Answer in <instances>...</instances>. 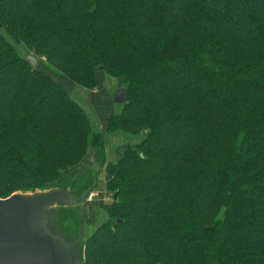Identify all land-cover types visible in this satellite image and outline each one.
Returning a JSON list of instances; mask_svg holds the SVG:
<instances>
[{
  "label": "trees",
  "instance_id": "16d2710c",
  "mask_svg": "<svg viewBox=\"0 0 264 264\" xmlns=\"http://www.w3.org/2000/svg\"><path fill=\"white\" fill-rule=\"evenodd\" d=\"M0 24V199L96 150L113 203L84 264H264V0H0ZM99 74L126 84L105 131L55 79Z\"/></svg>",
  "mask_w": 264,
  "mask_h": 264
},
{
  "label": "water",
  "instance_id": "95a60500",
  "mask_svg": "<svg viewBox=\"0 0 264 264\" xmlns=\"http://www.w3.org/2000/svg\"><path fill=\"white\" fill-rule=\"evenodd\" d=\"M25 61L32 69L40 64L33 54ZM113 100L124 105L125 92ZM92 191L62 185L0 199V264H84L85 245L71 210L87 204Z\"/></svg>",
  "mask_w": 264,
  "mask_h": 264
},
{
  "label": "rangeland",
  "instance_id": "374dc122",
  "mask_svg": "<svg viewBox=\"0 0 264 264\" xmlns=\"http://www.w3.org/2000/svg\"><path fill=\"white\" fill-rule=\"evenodd\" d=\"M18 49L22 55L25 54L26 56L27 53H30L24 46H19ZM34 56L36 55L34 54ZM45 63L46 60L43 59L38 66L39 69L55 77L53 73L46 68ZM55 79L59 84L62 85L63 88L69 91L74 99L82 106H85L86 103L88 104L90 93L81 89L77 85L74 86L73 84H70L71 82L69 80L62 78ZM125 85V81H123L122 79H109L105 74H99L98 87L91 93L95 94L100 92L99 95H102L101 97L99 96L100 102L92 101V104L91 102H89L91 109L94 108L95 110H93L95 114H92V116H94V120L98 122V124L103 125V122H105L104 118L102 117L104 116V113L107 112L105 110L106 104L110 106V109L111 107L114 108L115 114L121 111L123 105L114 103L113 98L117 93L123 91L125 92ZM106 99L109 101H107L108 103L106 102ZM87 110L90 109L87 108ZM109 142L111 150V152L109 153L110 159H112V161L120 159L123 156L127 145H129L127 138L124 135L115 134L109 139ZM90 153L91 152L87 154L85 159L90 155ZM97 157L98 152H96V157L91 160V162L84 168L79 169L77 167L85 162V159L77 166L64 169L61 172L59 181L49 188L52 189L55 187H61L62 185H68L74 189L93 187L92 195L88 203L71 210L76 220L78 236L84 243V245H86V240L94 234L99 226L107 221L106 208L113 203V195L108 193L105 188L107 179L104 173V169L99 166ZM82 171L83 173H81ZM107 194L111 196H107Z\"/></svg>",
  "mask_w": 264,
  "mask_h": 264
},
{
  "label": "crops",
  "instance_id": "0c3cea01",
  "mask_svg": "<svg viewBox=\"0 0 264 264\" xmlns=\"http://www.w3.org/2000/svg\"><path fill=\"white\" fill-rule=\"evenodd\" d=\"M71 84V83H70ZM99 93L100 92H98V93H90V102L91 101H96V102H100L99 101ZM102 96V95H101ZM100 96V97H101ZM108 100L106 99V102H107ZM109 102V101H108ZM107 102V103H108ZM113 107H111V109H110V106L108 105V104H106L105 105V110L107 111L106 113H104V116L102 117V118H104V120H105V122H103V125H100V130H103V131H105V128H106V125H107V122L108 121H106V120H109V118L113 115V114H115V112H114V108L112 109ZM120 112V111H119ZM119 112H117V113H119ZM116 113V114H117ZM118 134H120V133H118ZM117 134V135H118ZM113 135H115V134H113ZM113 135H111V136H109L108 137V140H107V151H108V157H109V159H110V155H109V153L111 152V150H110V142H109V139L113 136ZM122 135V134H121ZM126 137V136H125ZM127 138V140H128V142H129V139H128V137H126ZM91 153H90V155L85 159V162H83L81 165H79V167H77V168H79V169H81V168H84L85 166H87L90 162H91V160H93L95 157H96V150H91L90 151ZM110 160H112V159H110ZM78 169V170H79ZM78 170H77V172H78ZM84 171V170H83ZM83 171L81 172V173H83Z\"/></svg>",
  "mask_w": 264,
  "mask_h": 264
}]
</instances>
